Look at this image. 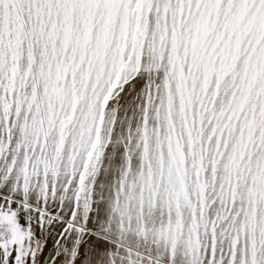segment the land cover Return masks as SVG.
Masks as SVG:
<instances>
[{"label": "snow or ice", "instance_id": "obj_1", "mask_svg": "<svg viewBox=\"0 0 264 264\" xmlns=\"http://www.w3.org/2000/svg\"><path fill=\"white\" fill-rule=\"evenodd\" d=\"M0 264H264V0H0Z\"/></svg>", "mask_w": 264, "mask_h": 264}]
</instances>
